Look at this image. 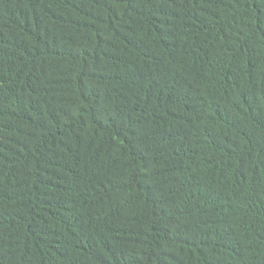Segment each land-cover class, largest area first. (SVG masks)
<instances>
[{"label":"trees","instance_id":"obj_1","mask_svg":"<svg viewBox=\"0 0 264 264\" xmlns=\"http://www.w3.org/2000/svg\"><path fill=\"white\" fill-rule=\"evenodd\" d=\"M0 264H264V0H0Z\"/></svg>","mask_w":264,"mask_h":264}]
</instances>
